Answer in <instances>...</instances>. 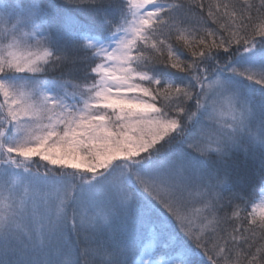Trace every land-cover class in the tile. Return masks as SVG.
Instances as JSON below:
<instances>
[{"label": "snow or ice", "instance_id": "6c2138e0", "mask_svg": "<svg viewBox=\"0 0 264 264\" xmlns=\"http://www.w3.org/2000/svg\"><path fill=\"white\" fill-rule=\"evenodd\" d=\"M0 264H264V0H0Z\"/></svg>", "mask_w": 264, "mask_h": 264}]
</instances>
